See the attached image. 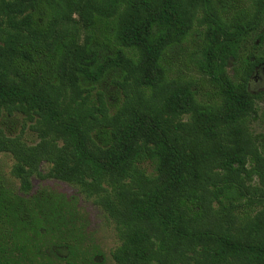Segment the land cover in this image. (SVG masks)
<instances>
[{
  "label": "trees",
  "instance_id": "obj_1",
  "mask_svg": "<svg viewBox=\"0 0 264 264\" xmlns=\"http://www.w3.org/2000/svg\"><path fill=\"white\" fill-rule=\"evenodd\" d=\"M259 71L264 0H0V264L104 263L33 176L106 213L114 264H264Z\"/></svg>",
  "mask_w": 264,
  "mask_h": 264
},
{
  "label": "rangeland",
  "instance_id": "obj_2",
  "mask_svg": "<svg viewBox=\"0 0 264 264\" xmlns=\"http://www.w3.org/2000/svg\"><path fill=\"white\" fill-rule=\"evenodd\" d=\"M179 52V51H177ZM183 54V53H181ZM174 55V53L172 54ZM251 92H257L259 90H264V71L257 72L251 83L249 84ZM106 93L111 94L113 92L112 87L109 83H103L100 86ZM258 108L264 110V101L258 103ZM21 118L19 116L13 117H1L0 116V129L6 134L16 135L19 133L21 128ZM251 129L255 133H264V125L259 122H254L251 124ZM29 137L33 141L36 137L25 130V138ZM13 159L10 154L1 152L0 153V169L9 175V171ZM41 171H44L45 165H41ZM15 186L18 183L13 180ZM41 188H48L58 193L63 194L66 197L74 198L77 200L78 207L86 213L88 218V224L86 227V232L94 240L95 244L99 247L104 255L103 264H114L110 253L118 245V238L115 231V226L113 222L108 218L106 213L96 205L92 199L87 198L83 193H81L78 187L50 177H32V190L31 193L38 191Z\"/></svg>",
  "mask_w": 264,
  "mask_h": 264
},
{
  "label": "flooded vegetation",
  "instance_id": "obj_3",
  "mask_svg": "<svg viewBox=\"0 0 264 264\" xmlns=\"http://www.w3.org/2000/svg\"><path fill=\"white\" fill-rule=\"evenodd\" d=\"M8 177H10V174L9 175H7ZM11 178V177H10ZM17 182V181H16ZM18 183V182H17Z\"/></svg>",
  "mask_w": 264,
  "mask_h": 264
}]
</instances>
